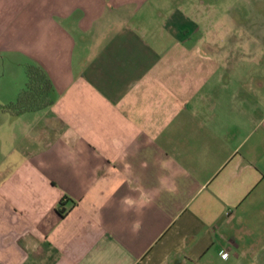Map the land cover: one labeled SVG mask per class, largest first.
Instances as JSON below:
<instances>
[{"label":"crops","instance_id":"obj_1","mask_svg":"<svg viewBox=\"0 0 264 264\" xmlns=\"http://www.w3.org/2000/svg\"><path fill=\"white\" fill-rule=\"evenodd\" d=\"M28 62L0 264H264V0H0V104Z\"/></svg>","mask_w":264,"mask_h":264},{"label":"trees","instance_id":"obj_2","mask_svg":"<svg viewBox=\"0 0 264 264\" xmlns=\"http://www.w3.org/2000/svg\"><path fill=\"white\" fill-rule=\"evenodd\" d=\"M25 83L14 101L0 104L11 115L40 110L53 102L54 87L47 72L36 62L24 66ZM62 204V201L60 202Z\"/></svg>","mask_w":264,"mask_h":264},{"label":"clouds","instance_id":"obj_3","mask_svg":"<svg viewBox=\"0 0 264 264\" xmlns=\"http://www.w3.org/2000/svg\"><path fill=\"white\" fill-rule=\"evenodd\" d=\"M123 202L124 203H128L129 201L128 200H125ZM121 211H123V212L126 213L127 211H129V209L128 208H122ZM138 228H139V223L138 222L133 223V229L135 230V229H138Z\"/></svg>","mask_w":264,"mask_h":264},{"label":"built area","instance_id":"obj_4","mask_svg":"<svg viewBox=\"0 0 264 264\" xmlns=\"http://www.w3.org/2000/svg\"><path fill=\"white\" fill-rule=\"evenodd\" d=\"M222 256L226 257L227 256V252L222 253Z\"/></svg>","mask_w":264,"mask_h":264}]
</instances>
